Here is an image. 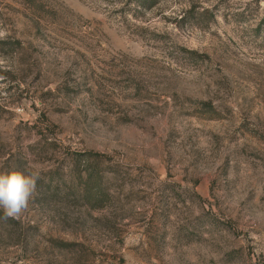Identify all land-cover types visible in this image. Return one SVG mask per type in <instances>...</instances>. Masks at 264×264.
<instances>
[{"label": "rangeland", "instance_id": "374dc122", "mask_svg": "<svg viewBox=\"0 0 264 264\" xmlns=\"http://www.w3.org/2000/svg\"><path fill=\"white\" fill-rule=\"evenodd\" d=\"M0 264H264V0H0Z\"/></svg>", "mask_w": 264, "mask_h": 264}, {"label": "clouds", "instance_id": "9594fccd", "mask_svg": "<svg viewBox=\"0 0 264 264\" xmlns=\"http://www.w3.org/2000/svg\"><path fill=\"white\" fill-rule=\"evenodd\" d=\"M35 174L13 170L0 174V209L6 217L19 218L35 192Z\"/></svg>", "mask_w": 264, "mask_h": 264}, {"label": "trees", "instance_id": "16d2710c", "mask_svg": "<svg viewBox=\"0 0 264 264\" xmlns=\"http://www.w3.org/2000/svg\"><path fill=\"white\" fill-rule=\"evenodd\" d=\"M135 3L141 7H145L148 3H158V0H135Z\"/></svg>", "mask_w": 264, "mask_h": 264}]
</instances>
